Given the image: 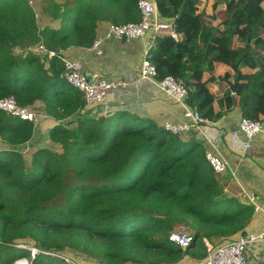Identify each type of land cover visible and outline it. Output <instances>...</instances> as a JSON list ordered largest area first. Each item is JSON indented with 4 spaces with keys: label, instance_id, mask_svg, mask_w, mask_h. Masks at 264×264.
Wrapping results in <instances>:
<instances>
[{
    "label": "trees",
    "instance_id": "16d2710c",
    "mask_svg": "<svg viewBox=\"0 0 264 264\" xmlns=\"http://www.w3.org/2000/svg\"><path fill=\"white\" fill-rule=\"evenodd\" d=\"M138 2L42 0L51 24L41 27L29 0H0V99L13 95L25 107L41 103L56 121L49 138L62 148H36L28 166L23 149L37 126L0 110V264L31 259L17 244L41 251L32 264H68L43 250L95 264H185L205 255L204 238L219 244L250 232L254 206L239 186L215 173L202 141L127 110L90 116L83 93L61 76V57L14 53L41 41L57 51L90 48L100 23L139 21ZM156 2L183 34L179 41L161 37L150 50L157 78H184L188 104L213 122L240 105L242 117L264 123V0H227L230 17L222 22L199 12L204 0H188L181 17L183 0ZM220 64H236L239 79L235 94L216 100L208 86L214 77L192 76ZM181 224L194 233L184 249L169 240Z\"/></svg>",
    "mask_w": 264,
    "mask_h": 264
},
{
    "label": "crops",
    "instance_id": "0c3cea01",
    "mask_svg": "<svg viewBox=\"0 0 264 264\" xmlns=\"http://www.w3.org/2000/svg\"><path fill=\"white\" fill-rule=\"evenodd\" d=\"M37 3L39 7L36 9L42 12V7L44 6L42 0H37ZM199 12L216 15L217 20L220 22L230 17L226 10V0H204ZM43 17L46 16L43 15ZM56 23L58 22H53L52 25L56 26ZM47 24H51L50 19H48ZM109 24L108 22L99 24L98 36L106 32ZM218 28L222 29L223 25H219ZM216 35H220L219 31H217ZM150 38L151 34L130 42L110 40L104 46L103 55H98L91 48L72 47L64 51L69 57L79 58L90 77L118 78L130 83L126 88L119 87L112 90L104 104L87 106L85 111L88 115L97 117L107 115L116 110H127L140 116L153 118L160 125H163L166 121L179 122L184 120L183 105L166 96L154 83L149 81L140 84L133 83L140 73ZM191 45L199 46L200 39H192ZM242 71H248V69L242 68ZM225 74H229V78H232L233 81L227 79L224 76ZM235 74L236 72L232 66L220 64L212 71L195 72L192 78L197 81H205L210 76H213L214 79L210 81L208 86L214 98L218 100L229 91L235 94L228 83V81L232 83L237 81ZM37 104L39 106V103ZM241 118L242 109L238 105L232 112L224 114L217 121L205 123L202 130L193 129L184 133L183 136L186 139L202 141L206 148L210 146V141L213 142L217 146L216 148L228 159L231 166L230 171L223 176L239 186L241 194L244 191L253 192L263 203L264 134L256 136L251 146L246 149L243 155H240L238 151L242 147L243 136L242 134L238 135L237 129ZM44 121L56 123L52 117L46 118ZM31 143H33V139ZM1 146L3 147V143L0 142ZM263 228L264 214L260 212L253 217V221L247 229L250 232H255ZM246 257L248 264H264V243L250 246L246 251ZM93 264H95L94 261Z\"/></svg>",
    "mask_w": 264,
    "mask_h": 264
},
{
    "label": "built area",
    "instance_id": "2783aa9c",
    "mask_svg": "<svg viewBox=\"0 0 264 264\" xmlns=\"http://www.w3.org/2000/svg\"><path fill=\"white\" fill-rule=\"evenodd\" d=\"M29 2L34 8L38 19L40 11L36 9L38 7L37 0H29ZM138 7L141 15L139 21L109 24L106 32L103 35H99L90 48L98 55H103L104 46L110 40L130 42L151 34L140 73L133 83L152 82L166 96L183 105L184 120L179 122H164L163 127L166 130L173 134H184L193 129L202 130L203 125L208 120L203 117L200 111L187 103L190 87L186 84L184 78L167 75L162 79H158L157 68L148 59L150 50L157 46L159 38L170 36L179 41L182 39L183 34L178 31V25L174 19H167L159 14L156 0H139ZM34 47L36 53L40 56L61 57L64 63V70L61 76L83 93L87 106L104 104L112 90L119 87L126 88L130 84L118 78L90 77L86 73L83 62L79 58L67 56L64 53L65 50L57 51L55 49H49L43 41ZM0 110L13 116L33 121L36 126L38 122L40 124V114L31 107L19 105L13 95L0 99ZM45 117L49 116L45 115ZM237 132L239 136L241 134L243 136L242 147L238 151L240 155H243L246 149L251 146L255 137L264 134V123L248 117H242L238 124ZM216 147L210 141V146L206 149V158L216 174L225 175L230 171L231 166L228 159ZM241 196L254 206L255 214L260 212L264 214V205L255 193L244 191ZM169 240L184 249L193 242L194 233L187 225L181 224L170 232ZM203 241L205 243V255L199 258L195 264H248L246 251L250 246L264 243V229L258 232L240 234L232 241H223L219 244H213L207 238H204ZM16 246L29 249L31 251V259L25 257L18 258L11 264H32V259L41 252L38 248L29 244H17ZM42 252L68 264H82L79 259L56 250H43Z\"/></svg>",
    "mask_w": 264,
    "mask_h": 264
},
{
    "label": "rangeland",
    "instance_id": "374dc122",
    "mask_svg": "<svg viewBox=\"0 0 264 264\" xmlns=\"http://www.w3.org/2000/svg\"><path fill=\"white\" fill-rule=\"evenodd\" d=\"M226 10L228 11L227 0H226ZM48 19L49 18L47 16L46 17H43L42 12H40V16L38 18V22H39V24L42 27H44V25L47 24ZM34 48L35 47L25 48V49H15L14 53L24 55V53H27V50H31V51L36 52ZM39 104H41V103H39ZM31 108L34 111H36L38 114H40V121L41 122H40V124H39V122L37 123V130H36V132L34 134V137H33V143H30L29 144V147H25L23 149V152L25 154V159H26V162H27V165L28 166H30L32 153H33L34 150H36V148H40V147H50V148H52L54 150H58L60 152L62 151V148L60 147V145L53 143L50 140V138H49V134H48V132H49V126L52 125L53 122H51V123L50 122H47V121H44L43 122V120H46V118H49V117H45V115H44V113L42 112V109H41L42 107L41 106H38V104L37 105L35 104V106H32ZM42 123H43V125H42ZM220 176L222 177L223 175H220ZM223 177H225V176H223ZM62 193H64V192H62ZM63 199H64V194H61L59 196V198L56 200V202L58 204H63ZM198 257L186 258L185 259V261H186L185 264H195L196 261L199 258H202V257H199V258ZM80 260H81L80 262L82 264H93V261L92 260H89L88 261V258H81ZM83 260H86V261H83Z\"/></svg>",
    "mask_w": 264,
    "mask_h": 264
},
{
    "label": "water",
    "instance_id": "95a60500",
    "mask_svg": "<svg viewBox=\"0 0 264 264\" xmlns=\"http://www.w3.org/2000/svg\"><path fill=\"white\" fill-rule=\"evenodd\" d=\"M187 1H188V0H183V3H182V5H181L180 8H179V12H178L177 17H181V16L183 15V12L185 11V8H186V3H187ZM232 67H233V69H234L235 72H238V68H237V65H236V64H234ZM239 74H240V72H239ZM238 79H239V76L237 77V81H238ZM237 81L234 82V83L228 81V83H229V85H230V87H231L232 90H234V87H235ZM202 115H203V117L206 118L208 121H211L210 117H209L207 114H202ZM263 205H264V202H263Z\"/></svg>",
    "mask_w": 264,
    "mask_h": 264
}]
</instances>
